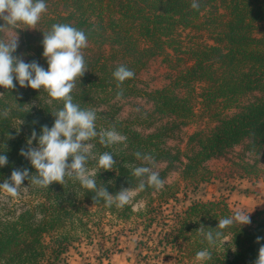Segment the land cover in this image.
Listing matches in <instances>:
<instances>
[{
	"label": "trees",
	"instance_id": "16d2710c",
	"mask_svg": "<svg viewBox=\"0 0 264 264\" xmlns=\"http://www.w3.org/2000/svg\"><path fill=\"white\" fill-rule=\"evenodd\" d=\"M192 2L46 0L47 11L35 28L17 26L20 41L13 55L24 62L35 60L45 70L43 32L65 23L87 35L81 51L88 70L71 95L73 103L97 114L98 135L89 141L95 158L87 167L98 172V186L112 194L135 189L139 180L132 169L144 164L135 157L137 151L154 156V170L164 181L170 171H178L183 185L165 181L162 190L146 186L136 196L145 200L144 207L133 210L131 204L119 209L105 206L103 199L94 202V193L68 177L64 185L52 182L48 189L25 179L22 186L33 200L20 208L9 201L0 206V264L65 263L66 245L87 230L88 217L94 214L89 206L131 224L129 232L139 236L135 247L145 251L142 259L151 253L159 258L160 253L171 259L162 264H255L264 245V208L249 214L251 223L220 230L218 220L234 213L228 201L193 199L189 193L217 177L206 162L225 157L236 146L242 153L239 163L233 162L242 170L239 177L264 174V0H197L198 9ZM154 56H161L172 71L163 87L148 90L139 85V74ZM120 65L135 76L118 88L113 72ZM13 83V89L0 86V155L8 161L0 166V183L11 182L14 169L35 173L20 150L27 148L33 130L38 138L43 125L50 128L55 119L51 112L63 107L62 100L43 88L21 87L15 79ZM121 89L123 97L117 99ZM130 96L145 98L150 108H140L134 118L121 117L120 101ZM5 109L7 117L2 115ZM189 124L196 128L185 146L170 145ZM112 128L127 137L126 146L100 142L99 133ZM104 152L114 156L112 170L98 167ZM200 227L223 235L210 246ZM257 237L262 239L257 242ZM205 249L212 258L198 261L196 253Z\"/></svg>",
	"mask_w": 264,
	"mask_h": 264
},
{
	"label": "clouds",
	"instance_id": "9594fccd",
	"mask_svg": "<svg viewBox=\"0 0 264 264\" xmlns=\"http://www.w3.org/2000/svg\"><path fill=\"white\" fill-rule=\"evenodd\" d=\"M191 7H200L197 0H193ZM47 11L46 0H0V32L14 27L18 23L28 28H35L43 13ZM88 38L83 30L70 24L58 23L51 26V30L43 32V53L48 68L45 70L35 60L24 62L17 55H13L19 46L18 34L10 35L7 38H0V86L5 89H13L16 85L14 79L21 87H31L35 90L42 88L47 91L53 99L62 100L63 107L51 112L55 117L53 125L41 127V134L37 138L35 130L32 131L27 141V148L20 150V155L28 159L36 170L30 174L28 169H14L11 172L10 181L0 183V190L10 196H17L22 182L25 179L38 187L47 188L52 182L64 185L65 178L79 181L82 187L94 193L93 201L103 199L105 206L113 205L119 209L132 203L135 197L146 186L156 190H162L165 181L160 178L159 172L154 170L156 161L149 153L135 152L138 160L144 162L143 166L132 169V175L138 178L139 183L135 189L130 187L121 188L115 194L109 193L103 184L97 185V171L90 170L87 162L95 158L93 153L94 145L90 143L97 137L95 121L97 114L94 109H82L79 104L73 103L71 92L75 88V82L87 71L82 48L87 47ZM117 80V87L126 80L135 76L133 70L125 65H120L113 72ZM2 94V93H0ZM123 97V90L117 92L116 98ZM8 110L2 113L7 117ZM22 123V122H21ZM100 142L105 146L123 143L126 146L127 137L120 134L115 128L102 130ZM9 138H12L9 136ZM37 140V145L32 146V141ZM69 157L71 161L69 162ZM7 157L0 155V166L7 164ZM116 161L109 152L98 156V167L103 170H112ZM26 188V187H25ZM252 211V210H251ZM241 209L234 211L231 217L218 220L216 228L220 230L230 227L233 224L246 225L251 223L249 213ZM210 246L223 235L222 231H207L199 228ZM212 229V228H209ZM257 242L262 238L257 237ZM212 258L210 250L205 249L196 253V259L205 262ZM255 264H264V245H261Z\"/></svg>",
	"mask_w": 264,
	"mask_h": 264
},
{
	"label": "rangeland",
	"instance_id": "374dc122",
	"mask_svg": "<svg viewBox=\"0 0 264 264\" xmlns=\"http://www.w3.org/2000/svg\"><path fill=\"white\" fill-rule=\"evenodd\" d=\"M2 23L3 21L0 20V24ZM20 25L21 23H18L14 27L0 32V38H7L16 32L20 41V33L17 30V26L20 27ZM171 71L168 62H164L161 56H154L150 58L146 68L140 72L141 82L139 85L148 90L161 88L168 82ZM120 105L119 115L124 118H134L140 112V108H150V102L139 96L123 99L120 101ZM195 128L194 124L183 127L174 139L169 140L170 145L184 147L188 134ZM241 155V146H236L225 157L207 161L206 167L212 170L217 177L213 181L203 184L197 192H190L189 196L193 199L203 200L225 198L234 211L237 209L245 212L252 210L249 214L264 208V174L259 177H239L242 170L233 162L239 163ZM259 164L263 166V163L260 162ZM165 181L169 184L180 183L183 185V181L179 180L178 171H170ZM28 190L25 186H21L19 194L15 197L2 190L0 206L9 201L8 204H13V207H22V202L28 203L33 200ZM187 200L178 206L187 204ZM130 204L133 210H139L144 207L145 200L135 197ZM88 209L94 214L88 217L87 230L66 245L68 249L66 260L65 263L61 264H162L165 260L171 261V259H165L164 254L160 253H157L161 256L159 258H153V253H151L152 258L142 259L140 254L145 251L141 250L140 247H135L139 236L131 235L129 232L130 227H132L131 224L120 221L105 211L93 212L91 206Z\"/></svg>",
	"mask_w": 264,
	"mask_h": 264
}]
</instances>
